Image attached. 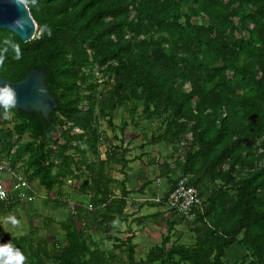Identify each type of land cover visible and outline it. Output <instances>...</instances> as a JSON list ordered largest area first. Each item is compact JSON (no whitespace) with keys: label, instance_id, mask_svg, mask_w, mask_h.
Masks as SVG:
<instances>
[{"label":"trees","instance_id":"1","mask_svg":"<svg viewBox=\"0 0 264 264\" xmlns=\"http://www.w3.org/2000/svg\"><path fill=\"white\" fill-rule=\"evenodd\" d=\"M31 14L51 36L27 43L13 37L22 57L10 51L0 76L17 82L45 66L57 109L47 119L21 110L0 118V161L22 168L29 184L56 189L48 200L58 207H66L64 186L77 181L91 209L75 204L76 214L59 223L61 239L37 228L4 233V243L19 248L26 264H225L231 247L241 251L231 264H264V0H39ZM10 35L0 29V40ZM121 108L130 119L140 111L160 130L148 140L142 134L139 148L169 152L156 166L169 190L160 203L139 209L165 206L183 177L197 189L190 245L179 236L170 241L185 221L172 210L178 218L138 260L133 235L111 236L126 220L129 195L149 184L132 192L125 179L109 176L134 160L126 159L128 144L112 145L116 135L101 158L100 121L109 123ZM25 205L0 203V212ZM158 216L145 218L155 223ZM92 231L114 241L111 249L101 248Z\"/></svg>","mask_w":264,"mask_h":264},{"label":"rangeland","instance_id":"2","mask_svg":"<svg viewBox=\"0 0 264 264\" xmlns=\"http://www.w3.org/2000/svg\"><path fill=\"white\" fill-rule=\"evenodd\" d=\"M99 78V75H96ZM105 88L104 86L101 87V89ZM188 89V87H186ZM9 120V119H7ZM109 120L107 119H102L100 121V130L103 133V140L102 144H100V153H101V158L104 159V153L106 151V148L108 144L112 143L113 136L116 135L115 137H118V141H113L112 145H119V142L122 140L123 141V147L130 142V140H133V137L135 139H138L139 141H133V144L130 145H135L134 151L139 152V145L140 142L143 144V137L142 134H145L147 137V140L152 136V135H157L160 130H158V127L154 124H149L146 120H144L141 116V112L139 111L134 115L133 118L130 119L128 116L127 110H124L123 108L118 109L113 116L110 118V122L108 123ZM127 121L126 125V130H124V135L122 132H120V127L123 126V123ZM11 126V125H10ZM138 133L139 136H133L134 133ZM136 133V134H137ZM141 136V137H140ZM105 137V138H104ZM24 140H28V138L25 136L23 137ZM107 140V141H106ZM145 149L149 151V154L152 157H155L156 154H158L160 158V154H165L167 153L168 155V149L164 148L161 145H152V146H146ZM145 163V162H144ZM172 163V162H171ZM20 165V164H19ZM139 167H144V164L141 165V163H137ZM150 168V167H149ZM120 167L117 166L115 167L114 170H109L108 174L110 177H119L116 172L120 173L119 171ZM152 171L153 168L151 167ZM116 170V172H115ZM22 171V168L20 172ZM157 174V173H156ZM155 172L153 174H149L148 177L151 178L152 184L155 185V187H158L154 191V196L159 197V199H162V197L165 194V178L162 179V177H157ZM159 180L157 183L159 184L156 186V180ZM165 181V183H164ZM77 181H68L67 184L64 186L63 191L67 193L62 202H65L64 200L68 199L71 204H76V205H83L87 206L90 208L86 202L88 201V196L80 194L76 188L78 186ZM32 194L34 195V200L32 203H28L25 206H21L18 208H15L11 212H5L2 213L0 212V243H4V233H7L10 238L11 236H19L26 234L30 229H37L39 228V235L46 237V236H51L55 235L57 238L61 239L62 238V231L59 227L60 222L66 221V218L69 212V203L66 202V207H58L56 206L53 202L48 200V197L54 198L56 196L57 190L54 189L50 193H48L44 188L40 187L37 182H33L30 188ZM133 194V193H132ZM138 193H134V195H137ZM140 197V196H137ZM151 203H154L151 201ZM156 204V203H155ZM146 205V204H145ZM130 207V206H129ZM91 209V208H90ZM89 209V210H90ZM130 209V208H129ZM131 211V210H129ZM159 211V216L156 218L155 223H152L150 219H146L145 217L151 214H154ZM140 212V211H139ZM138 212V213H139ZM136 213V212H134ZM14 215L17 219L21 221V224L18 227H13L11 224H6L4 223V218L8 215ZM133 214V213H131ZM161 215V216H160ZM129 216V215H128ZM177 215L173 214L170 209H168L166 206H158V205H146L144 208L141 210V215L137 216L136 218L132 219L131 221L125 220L121 222H117L111 232L112 237H119L125 239L127 237V234L130 233L128 229H133L135 228V238L137 239L135 244H136V258L137 260L140 259L141 257L144 256V252L148 250L151 246L149 245L150 241V234L145 233V235H142V230H140L141 226L144 225V228H156L158 230L157 232L159 234H165L166 233V222L169 221L170 219H175ZM178 218V217H177ZM185 221L182 223H179L175 226L174 228V235L171 237V242L175 241L177 237L181 238V242L185 244H191L193 243V236L189 230V223L193 220V216L190 217H184ZM50 219L53 222H51L48 226H45V220ZM137 219H141L140 222L137 221ZM81 224L76 223V226L80 228ZM141 225V226H140ZM118 230V231H117ZM53 232H55L53 234ZM92 237L100 242V247L103 249H111L112 245L114 244V241L112 240H107L105 236H101L98 233L92 231ZM160 242V241H159ZM233 250L236 251L237 255L239 256L241 254V251L238 247H231L227 252H232ZM236 257V256H235ZM226 258L225 264H231L234 259L232 257Z\"/></svg>","mask_w":264,"mask_h":264},{"label":"clouds","instance_id":"3","mask_svg":"<svg viewBox=\"0 0 264 264\" xmlns=\"http://www.w3.org/2000/svg\"><path fill=\"white\" fill-rule=\"evenodd\" d=\"M10 2L25 14L8 25V30L12 35L0 40V68L4 66L10 51L15 60H20L22 57L20 44L13 37L19 36L27 43L29 40L42 37L45 33L51 36V29L47 25L38 26L31 14L32 8L39 9V0H10ZM29 28L32 29L31 35L28 34ZM40 91L43 94L44 90ZM17 104L18 94L13 84L0 83V118L10 119L12 110L17 107ZM2 195L3 193L0 192V196ZM3 222L11 224L13 227H18L21 224V221L11 214L6 216ZM26 260L23 252L11 241L0 243V264H26Z\"/></svg>","mask_w":264,"mask_h":264},{"label":"crops","instance_id":"4","mask_svg":"<svg viewBox=\"0 0 264 264\" xmlns=\"http://www.w3.org/2000/svg\"><path fill=\"white\" fill-rule=\"evenodd\" d=\"M136 133H134L133 136H135V135L139 136V134L138 133L136 134ZM133 141L136 142V141H139V140L135 139V137H133V140H130V142L127 143L128 144V148H129V152L126 155V159L127 160L134 159L133 162H130L128 164L127 168L123 172H121L120 169H119L120 173L116 172V170H115L116 174L119 177H116V178L113 177V179H116V180H119V181L122 180V179H125V181H126V184H125L126 189L127 190H132V192H136V190L141 187L143 182H146V183L148 182L149 183L148 186L143 191L138 192L137 195H134V193H133V194L129 195V197L127 198V206L125 208V214H126V219L129 220V221H131L132 219H134L137 216L141 215V210L146 205H144L141 209H139L140 205L144 204V202L151 203L152 200H154L156 198H159L157 196H154V191L158 187H155V185L152 184V180L148 176H149V174H153L155 172V174L157 173L155 176L160 177L158 175V171L156 170V166L158 164H161L163 162V159H165L164 157L167 156V153H165V154H160V158H159L158 154H156L155 157H152L149 154V151H147L145 149V147L139 148L140 149L139 152L138 151L136 152V151L133 150L135 145H133V146L130 145V144H133ZM141 144H142V142H140V145ZM137 163H141V165L144 164V167L143 166L139 167L137 165ZM115 167H117V166H115ZM151 167L153 168V171H152ZM114 169L115 168H112V169H110V171L114 170ZM162 179H164V178H162ZM158 181H159L158 179L155 181L156 182L155 183L156 186L159 185L157 183ZM165 181H166V183H165ZM165 181H164L165 186H166L165 190L167 189L165 191V193H166L169 190L170 185H169V183H168V181L166 179H165ZM115 194H118V191H115ZM137 196H140V197H137ZM129 210H131V211H129ZM134 212H136V213H134ZM131 213H133V214H131ZM156 213H159V211L156 212ZM138 222H140V221H138ZM140 230H142V235L143 236L145 235L146 232L150 234V241H149V245L150 246L159 243L161 238L165 235L164 233L163 234H159L158 233L159 231L156 230V228H151L149 226H148V228H144V225H142ZM128 231H130V233L127 234V236H132L133 235V243L135 244V242L137 240L134 237L135 236V231H136L135 228H133V229L129 228ZM230 253L231 254H229V252H228L229 255L227 256V258L231 259L230 257H232V259H234V261H236L238 259V255H237L236 251L233 250Z\"/></svg>","mask_w":264,"mask_h":264},{"label":"built area","instance_id":"5","mask_svg":"<svg viewBox=\"0 0 264 264\" xmlns=\"http://www.w3.org/2000/svg\"><path fill=\"white\" fill-rule=\"evenodd\" d=\"M31 185L27 183L22 173L15 171L8 163L0 161V192L3 193L0 196L1 204L6 206L17 202L20 205H25L33 202L34 195L30 190ZM160 201L159 198L152 200L154 203H160ZM66 202L69 203V213L75 215V205L68 200ZM199 204L198 191L189 184L187 177L176 182L165 201V206L181 217L192 216L193 210H197Z\"/></svg>","mask_w":264,"mask_h":264},{"label":"water","instance_id":"6","mask_svg":"<svg viewBox=\"0 0 264 264\" xmlns=\"http://www.w3.org/2000/svg\"><path fill=\"white\" fill-rule=\"evenodd\" d=\"M24 14L10 0H0V29L8 30V25ZM31 33L32 29L29 28L28 34L31 35ZM17 37L20 39L19 36ZM20 40L24 42L23 39ZM46 78L44 66L39 69H30L25 77L17 82L7 81L0 76V83H11L16 89L18 104L13 110H21L26 113L40 112L47 119L50 112L57 109V101L47 88ZM41 89L44 90L43 94Z\"/></svg>","mask_w":264,"mask_h":264}]
</instances>
